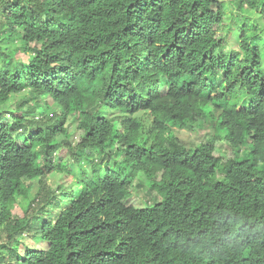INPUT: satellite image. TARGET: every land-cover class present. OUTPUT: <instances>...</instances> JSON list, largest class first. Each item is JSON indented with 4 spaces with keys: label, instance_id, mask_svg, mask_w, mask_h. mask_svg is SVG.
I'll return each instance as SVG.
<instances>
[{
    "label": "trees",
    "instance_id": "16d2710c",
    "mask_svg": "<svg viewBox=\"0 0 264 264\" xmlns=\"http://www.w3.org/2000/svg\"><path fill=\"white\" fill-rule=\"evenodd\" d=\"M0 94V264H264V0H0Z\"/></svg>",
    "mask_w": 264,
    "mask_h": 264
},
{
    "label": "rangeland",
    "instance_id": "374dc122",
    "mask_svg": "<svg viewBox=\"0 0 264 264\" xmlns=\"http://www.w3.org/2000/svg\"><path fill=\"white\" fill-rule=\"evenodd\" d=\"M231 11L233 12L234 9H228V14L231 13ZM252 17V16H251ZM254 20V18H253ZM228 43H229V47L230 48H236L237 43L235 42L234 36L237 37H241L240 33H237L235 30H232V32L228 35ZM23 56L26 57L25 55L18 54L16 55V59L19 60H23ZM164 92L167 91L166 88L163 89ZM27 93L24 92L22 94H18L15 96V98L12 100V102H10L7 106L3 107L4 110L8 109L9 111L12 109V107H14V103L23 98ZM51 111L50 112H55L57 111L58 107L56 105L51 104ZM138 117L144 116L146 117L147 121H150V116L145 115L144 113H138L137 114ZM174 131L176 132L177 138L180 140V142L182 144H184L187 147H194L195 145H198L201 142H205L207 141L206 135H208L210 133V128L203 122V120H201V126H199V129H196L195 131H188V130H180L176 127V129H174ZM172 135H174V132L172 131L171 133ZM226 135V131H223V129H219L214 133V135L209 139V140H215V145H216V149H217V156L218 157H224V158H230L232 157V152L228 149H226V144H222V142H224V137ZM175 136V135H174ZM140 179H143L144 182V192L142 190H138V189H134L133 193H132V197L130 198V203L134 206H136L137 208H141L144 206V204L146 205L148 201H150L151 199V194L149 193L150 191V186L152 181H148L145 177V175H140L139 177ZM48 183L51 186H55V184H68L69 180L67 178H65L64 176H57V175H52L51 177H48ZM136 184H139V181L136 182ZM136 187V185H135ZM139 188V187H137ZM146 197V198H145ZM24 203H26V201H24ZM5 241V240H4ZM4 241H2V244L5 243ZM25 244H28L31 248L33 249H43L47 246V244L36 240V238L34 237H30L27 238L26 240H24Z\"/></svg>",
    "mask_w": 264,
    "mask_h": 264
},
{
    "label": "clouds",
    "instance_id": "9594fccd",
    "mask_svg": "<svg viewBox=\"0 0 264 264\" xmlns=\"http://www.w3.org/2000/svg\"><path fill=\"white\" fill-rule=\"evenodd\" d=\"M23 55H25V54H23ZM25 59H28V55L26 57L23 56V60H25ZM32 90H33V88L31 90L30 89H27V90L24 89L21 92H17L15 94L11 93L9 95V96H11V98L7 101V103L12 102V100L15 98L16 95L22 94L24 92L27 93L24 97L25 98H30L31 96L29 97V95H31ZM0 95H4V94H0ZM21 99L17 100L14 103L13 112L17 111V115L19 117L18 119H22L24 121V123H25V126H20V127H25L29 131L30 135H32L33 133H37L38 132L41 122L46 117L52 119L51 116H52L53 113H56V115H61L62 113H64L62 111V107L63 106H61L60 104L56 103L52 98H48L47 100L35 99V100L30 101V102H22ZM31 99H34V98H31ZM51 104L56 105L58 107L57 111L50 112L51 111V107H52ZM6 105H8V104H6ZM18 105H19V108H18ZM45 105H46V107H45ZM239 109H241V107H239ZM140 113H142V112H140ZM137 114H136V117H138ZM141 117L144 119V124L149 125V124L152 123L153 119H152L151 116H150V121H147L146 117H144V116H141ZM202 117L203 116H195V119H198L197 121L195 120L196 121L195 130L199 129V126H201V120H202L201 118ZM31 125L33 127H30ZM208 127L210 128L211 131H210V133L208 135H206L207 141H205V142H207V143L208 142H212L213 144H215V142H216L215 140H213V139L209 140L214 135V132H213L212 127H210V126H208ZM173 129H176V128H173ZM180 130H186V129H180ZM188 131H190V130H188ZM175 136L177 137L176 132H175ZM179 142H180V140H179ZM202 143L203 142L199 143L198 145H200ZM222 144H225V142H222ZM182 145L187 150H195L197 148V146H198V145H195L194 147L191 148V147L185 146L184 144H182ZM242 155H244L243 152L241 153V156ZM52 175L61 176L59 174H52ZM52 175H49L48 177H51ZM56 185L57 184H55V186ZM58 185H60V184H58ZM55 186H53V187H55ZM134 189H137V188H133L132 189V193H133ZM26 245H28V244H26Z\"/></svg>",
    "mask_w": 264,
    "mask_h": 264
}]
</instances>
